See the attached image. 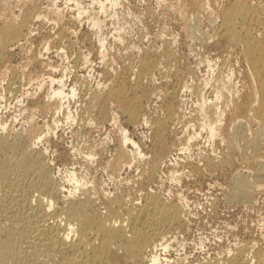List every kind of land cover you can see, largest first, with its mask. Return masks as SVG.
Returning a JSON list of instances; mask_svg holds the SVG:
<instances>
[{
  "label": "rangeland",
  "instance_id": "374dc122",
  "mask_svg": "<svg viewBox=\"0 0 264 264\" xmlns=\"http://www.w3.org/2000/svg\"><path fill=\"white\" fill-rule=\"evenodd\" d=\"M102 1L110 7L105 6L101 9L99 0H78L86 10L76 17L75 0H0L5 9L11 7L7 11L13 12L15 17L19 16L22 7L26 5L36 6V12H39L38 18L31 17L30 22L28 21L31 30L29 35L20 37V42L18 40L11 45L5 59L0 62V87H3L2 90L0 88V127L5 125V129L0 128V134L8 133L7 135L12 137L16 133L24 134L32 124L37 125L38 133L44 136L37 144L38 150H44V156L51 162V170L55 176L57 175V180L62 181L67 188H72V182H67L63 177L65 167L74 170L81 180L82 178L91 180L93 177L95 190L100 195L101 210H105L103 195L104 192L107 193V190L110 191L108 192L110 195L116 192L114 195L119 198V203L116 202V204L120 206L123 214L142 203L149 192H155V194L157 192L161 198L164 197L170 201L181 200L185 213L182 217L183 223L176 231L170 233L165 241H162L168 244L167 249L162 252V257L170 260V263L179 259L188 263L217 259L223 262L235 252V248L245 243L257 245L264 253V189L252 190L250 201L232 200L229 196L235 171L249 168V163L244 161L241 155H249L246 142L250 134L249 127L255 129L257 126L253 123L242 130V141H239L243 149L242 154L240 149L237 151L227 149L224 136L230 132L231 128L226 115H224L219 134L210 140L206 128L200 127L201 116L193 112L198 103V96L204 94L212 99L215 95V85L221 82L220 80L224 81L228 77L233 79L230 81L232 84L235 82L236 85H234L239 90L240 97L252 88L251 80L247 75V64L239 50L229 49L224 38L217 32L218 13L234 0H116L118 2L115 5H110L107 0ZM247 4L253 7L255 18L264 21V0H247ZM91 11L99 16L96 18L99 20L101 29L92 26L90 18L94 15ZM88 12L91 17L88 16ZM210 16L213 21L208 22ZM194 23L198 25V31L195 32L191 30ZM46 38L50 40L48 51L42 50V43ZM101 41L103 47H101ZM39 50L43 53V60L52 64L56 75L64 73L62 75L66 90L73 86V83L78 84H74L76 92L78 90L74 98L71 96L69 100H64V108L62 107L63 110L59 112H55L53 106H46L41 99L47 91L44 86L47 81L44 78L49 69L33 62V56ZM166 53H171L170 57H166ZM141 60L147 61L149 65L144 66ZM154 67L155 69L152 70ZM148 72H151V80L148 78L150 75ZM134 78L139 79L134 80ZM207 81H209L208 84H205ZM40 83L44 84L43 88H39ZM95 87H99L100 92L104 90L103 95L111 92L110 98L105 102L107 112L104 117H98V105H93L94 108L90 109L91 111L87 109L90 90ZM115 87H120L121 92H114ZM42 94L43 97H41ZM126 108L139 109L137 110L138 120L133 124L128 121ZM68 109L72 111V117L75 114L71 122L63 117ZM165 111L170 112L171 118L166 125L168 126L166 135L168 145L162 151L168 153L170 160L166 159L162 163L164 165L161 164L157 172L150 176L148 175L150 166L148 156L151 154L149 151L150 125L144 124L142 120L144 117L149 121L161 118ZM89 116L92 117L89 118ZM112 117L117 123L112 122ZM55 118L57 123L53 120ZM85 119L89 120L85 121ZM115 124H118L117 127ZM119 125L126 128L130 136L139 141L141 148L148 153L144 155L145 157L143 156L144 159L138 156L137 161L134 158L130 164L129 161L126 162L129 165L123 164L122 168L119 167L112 172L111 165L120 142ZM195 132L198 135L190 139L187 146L182 135L185 136L186 133L192 135ZM47 142H49L48 145ZM26 143L27 140H24L22 145ZM92 143L95 145L93 144V149H90ZM170 144H173L171 149L168 148ZM128 148L131 149V146ZM91 150L95 151L94 155H91ZM199 152H205L204 156H200ZM205 156H210L211 164L208 165V159ZM225 157H227L226 163H221L220 161ZM169 169L177 170V179L170 178ZM133 201L137 202L131 203Z\"/></svg>",
  "mask_w": 264,
  "mask_h": 264
},
{
  "label": "bare ground",
  "instance_id": "6f19581e",
  "mask_svg": "<svg viewBox=\"0 0 264 264\" xmlns=\"http://www.w3.org/2000/svg\"><path fill=\"white\" fill-rule=\"evenodd\" d=\"M107 1L110 5H115L118 2H116V0ZM75 2L77 6V11L75 14L77 17L83 14L86 9L84 8V6L79 4L80 2H78V0H75ZM99 2V7L101 9H104L105 6H109L106 5V3L102 0H99ZM52 5L54 8V3ZM26 6L24 8L22 7L19 16L15 17L13 15V12L10 13L7 11L11 7L9 9H5L6 7L4 8V6L0 2V62L5 59V56L10 49V46L17 42L20 37L22 38V36H27V34L31 31L28 26V21L30 22L31 17L38 18L39 16V12H36V6H33L32 4L31 6ZM250 6L251 4L248 5L247 0H234L227 8L222 9L217 15V18L219 20L217 23V32L224 38L229 49L236 48L239 50L242 59L247 64V75L251 80L252 88L240 97L238 95L239 90L236 89L237 87L235 88V82H233L235 84L234 85L230 81L233 79H230V77H228L226 80L223 79L224 81L220 80L221 82H219L216 78V81H218L219 83H217L216 85L214 84L215 95L213 96V98L209 99L204 96V94H200L198 96L199 99H196L198 103L196 102L197 106L195 108V111H193L201 116V118L198 117L201 119L199 120L201 121L200 127L203 126L206 128V132L210 140L212 137H215L217 136V134H219L224 122V115L228 117V124L231 130L227 133V135L224 136L228 150L237 151L240 149L239 151L241 152V150L243 149H241V143L239 141H242V130L246 129V126L249 127L253 123L257 126L255 129H250L249 127L250 134L246 138L247 148L249 150L248 152H250L249 155H241L245 159L244 161H247L249 163V168L245 170H242L241 168L235 171V173L233 174L234 180H232L234 181V183L233 185L231 183L232 186L231 188H229L230 195L228 194L229 192L227 193L229 196H231L232 200L238 201H250V198L252 196V190L254 191L264 189V21L257 20L255 18V15L252 10L253 7L251 8ZM52 10L54 11V9ZM90 15L91 14L89 13L88 16L91 17ZM93 15L94 16L90 18L92 26H94L95 28L97 27L98 29L99 20L96 17L99 16L95 14ZM130 15L131 14H129V16ZM60 16H62V14ZM211 20L213 21V18L210 16L207 21L209 22ZM100 23L102 22L100 21ZM192 29L193 32L198 31V25L194 23L191 26V30ZM201 35L202 34L200 33V36ZM215 36L217 35L215 34ZM101 39L103 40V38ZM100 44L101 47H103L102 41ZM48 46H50V40L46 38V40L42 43V50H47ZM230 51L231 50H229V52ZM101 52L104 53V51ZM166 54V57H170L169 55L171 53ZM42 55V51L39 50L38 53L35 55L37 57L35 58V56H33V62H35L39 66L48 67L47 69H49V72L46 74L47 76H45L44 78L47 81L46 84L44 85L40 83L39 86V88H43L44 85L46 88L45 90H47L45 91V96L42 94L41 97L44 96V98L41 99H43L44 104L46 106H53V110L55 112H59V110H63L61 109L62 107L64 108V100L68 99L69 97L71 98V96L73 97L78 92V90L76 92V86L74 85L77 84V82L73 83V86L66 90L65 80L63 78L64 76L62 75L63 72L61 73V75H56L55 69H53L52 64L46 63L47 61L45 62L43 60ZM20 60H22V58ZM9 61L12 62V60ZM142 62L144 66L149 65L147 61ZM159 63H161L160 60ZM91 64L93 65V63ZM141 65H139V67H141ZM154 65L156 66V64ZM153 69H155V67L152 68V70ZM169 69L170 68H168V70ZM152 70L151 72H153ZM147 71H149V69ZM139 73L141 74V71ZM230 74V76L232 77V72ZM150 77L151 74L148 78ZM167 78L169 79V77ZM138 79L134 78V80ZM208 82L209 81L205 82V84H208ZM7 85H9V83ZM146 86L145 88H147ZM192 86L190 87L192 88ZM178 87H176V90ZM190 87H188L189 90ZM0 88L2 90L3 87ZM98 88L95 87L90 90V97L88 96L89 101L87 103V109H93V105H98V117H104L107 112L105 102L110 98L109 95H111V92L106 95H103L102 93H104V90L103 92H100ZM119 88L120 87H115L113 91L119 92ZM181 93L183 94V92ZM1 97L3 98V96ZM166 108L169 109V106L166 105ZM126 109L124 111H126ZM137 110L134 108L127 109V117L129 123L132 122L133 124V122H136L138 120L139 114L137 113ZM71 112L68 109L67 112H64L65 115L63 116L66 119H69V122H71L70 120H72V118L75 116L74 114V116L72 117ZM123 113L125 114V112ZM91 117L89 116V118ZM112 118L113 121H111L113 123H117L115 122L114 117ZM170 118V112L167 113V111H165L161 118H155L154 120L149 121L146 117H144L142 120L144 121V124L150 125L151 136L150 140L148 139L150 146L149 151L151 153H149L150 155L148 156L150 157V166L148 173V175L150 176L155 173L158 167L164 161H166V159L170 160L168 153H164L162 151L163 148L168 145L166 138L168 126L166 125L168 121H170ZM53 120H55L54 122L56 123L58 122L56 118ZM88 120L85 119V121ZM116 120H118V118ZM118 124H115L116 127ZM82 125L84 126L85 122ZM0 128L5 129V125H2V127ZM36 129L37 125L32 124L30 125L29 129L27 128L24 134L23 132L16 133L12 137L8 136V133L0 134V264H264V253L258 248L257 245H255L257 246L256 248L254 244L247 245V243L240 244L237 248H235V252H232L233 254L231 253V256H229L224 261L222 260L223 262H221V260L218 261L217 259L203 260L198 261L196 263H188L185 262V260L179 259L173 263H170V260L165 257H162V252H164L168 247V244L166 242L163 243L162 241H165V238L170 233L176 231V229L180 227L181 223H183L182 217L185 216V213L183 211V206L180 203L181 200L170 201L164 199V197L161 198L157 194V192L156 194L155 192H149V194L146 196L142 203L138 204L133 209L131 208L132 210L130 211L126 210L127 212L123 214L121 213L122 209L120 208V206L116 204V202L119 203V198L117 197V195H114L116 192L114 191V194L112 193V195H110V193H108L110 191L107 190V193L104 192L103 195L105 197V210H101V202L99 203L100 195L95 190L94 180H92L93 177L91 180H89L88 178V180H84L85 178H82L83 180H81L80 178H78L79 175L76 174L74 170H70L65 167L63 170L65 175L63 177L66 179L67 182H72V188H67L62 181L60 182L57 180V175L55 176L51 170V162L47 160L48 158L46 159L44 156V150H38L37 144L39 141H42L44 136L42 137V135L38 133V129L37 131ZM46 130L48 129L46 128ZM119 132L120 142L118 144V152L116 156H114V162L111 165L113 170L112 172H115V170L121 167V165L123 164L129 165L134 158L137 161L136 157H143L148 153L147 151L141 148L139 141L135 140L132 136H130L126 128L120 126ZM197 135L198 134L196 132L192 135L186 133L185 136L182 135V139H185L186 145L189 146L188 143L190 139H193ZM24 140H27L26 145H22V142ZM221 142L223 141L221 140ZM48 143L49 142H47V145ZM93 144L94 143L90 144L92 145V148L90 149H93ZM128 146H131V149H129ZM190 146H192L191 142ZM169 147L171 149L173 147V144H170L168 148ZM91 151L90 152L92 155L95 151ZM203 153L199 152L198 154L201 156L203 155ZM213 154L214 153H212V155ZM216 155L217 154H215V156ZM144 157L142 159H144ZM205 158L208 159V165L211 164L210 156H205ZM215 158L217 159L218 157ZM189 159L191 160V158ZM174 160L176 161L175 157ZM128 161L129 164H126V162ZM226 161L227 157L222 158L220 162L226 163ZM141 162H143V160ZM176 169H169V176L171 179L176 178ZM67 182L65 183L67 184ZM88 183H90L92 186L87 185ZM136 202L133 201L131 203Z\"/></svg>",
  "mask_w": 264,
  "mask_h": 264
}]
</instances>
